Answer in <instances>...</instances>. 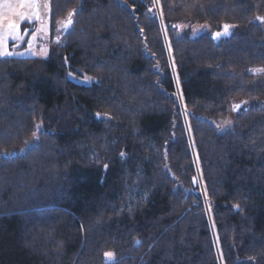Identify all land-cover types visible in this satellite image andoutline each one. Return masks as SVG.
Listing matches in <instances>:
<instances>
[{"label": "trees", "instance_id": "1", "mask_svg": "<svg viewBox=\"0 0 264 264\" xmlns=\"http://www.w3.org/2000/svg\"><path fill=\"white\" fill-rule=\"evenodd\" d=\"M159 4L0 57V264H264V0Z\"/></svg>", "mask_w": 264, "mask_h": 264}, {"label": "rangeland", "instance_id": "2", "mask_svg": "<svg viewBox=\"0 0 264 264\" xmlns=\"http://www.w3.org/2000/svg\"><path fill=\"white\" fill-rule=\"evenodd\" d=\"M159 5L155 0L158 11ZM70 19L67 14L54 20L50 0H0V57L48 58L52 47L63 40ZM202 29L196 27L194 32ZM89 80L86 76L82 81Z\"/></svg>", "mask_w": 264, "mask_h": 264}, {"label": "water", "instance_id": "3", "mask_svg": "<svg viewBox=\"0 0 264 264\" xmlns=\"http://www.w3.org/2000/svg\"><path fill=\"white\" fill-rule=\"evenodd\" d=\"M70 23H68L67 28L69 27ZM230 33V28L229 25H224L223 29L220 31H215L212 33V36L214 39L219 40L227 35H229ZM240 107V105L236 108V110H238ZM193 186L197 187L200 184V178L199 177H193Z\"/></svg>", "mask_w": 264, "mask_h": 264}]
</instances>
